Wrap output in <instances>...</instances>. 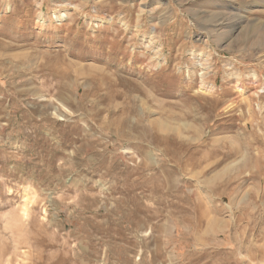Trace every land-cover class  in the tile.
Masks as SVG:
<instances>
[{
  "label": "rangeland",
  "instance_id": "374dc122",
  "mask_svg": "<svg viewBox=\"0 0 264 264\" xmlns=\"http://www.w3.org/2000/svg\"><path fill=\"white\" fill-rule=\"evenodd\" d=\"M0 264H264V0H0Z\"/></svg>",
  "mask_w": 264,
  "mask_h": 264
},
{
  "label": "bare ground",
  "instance_id": "6f19581e",
  "mask_svg": "<svg viewBox=\"0 0 264 264\" xmlns=\"http://www.w3.org/2000/svg\"><path fill=\"white\" fill-rule=\"evenodd\" d=\"M5 261V260H4Z\"/></svg>",
  "mask_w": 264,
  "mask_h": 264
}]
</instances>
